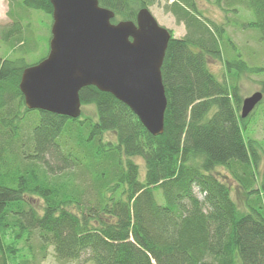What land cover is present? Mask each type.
Listing matches in <instances>:
<instances>
[{
    "label": "trees",
    "instance_id": "1",
    "mask_svg": "<svg viewBox=\"0 0 264 264\" xmlns=\"http://www.w3.org/2000/svg\"><path fill=\"white\" fill-rule=\"evenodd\" d=\"M155 1L99 0L115 12L114 23L136 21L139 9ZM216 1L226 14L245 5L252 17L244 27L258 30L264 43V0ZM8 3L12 22L0 29V41L21 52L0 56V264H32L35 237L42 256L52 245L59 258L87 252L95 264H264V181L256 185L262 152L246 135L247 119L264 103V79L263 98L246 118L240 90L241 76L264 65L251 66L236 51L226 22L205 15L198 0L167 3L186 32L172 35L166 50L165 127L154 135L128 105L95 85L80 97L82 106H95L96 118L28 108L20 81L48 54L53 5ZM32 9L51 16L47 51L34 63L26 57L37 47L27 35ZM210 58L224 63V79ZM109 132L116 142L105 140ZM136 157L145 161L143 178ZM218 167L242 187L249 212L240 211ZM35 196L39 208L30 201Z\"/></svg>",
    "mask_w": 264,
    "mask_h": 264
},
{
    "label": "water",
    "instance_id": "2",
    "mask_svg": "<svg viewBox=\"0 0 264 264\" xmlns=\"http://www.w3.org/2000/svg\"><path fill=\"white\" fill-rule=\"evenodd\" d=\"M50 1L48 54L25 68L20 81L26 106L77 118L80 90L95 85L128 105L152 134H162L168 102L162 65L171 30L147 6L136 21L114 23L115 12L99 0ZM262 98V91L246 97L241 117Z\"/></svg>",
    "mask_w": 264,
    "mask_h": 264
},
{
    "label": "rangeland",
    "instance_id": "3",
    "mask_svg": "<svg viewBox=\"0 0 264 264\" xmlns=\"http://www.w3.org/2000/svg\"><path fill=\"white\" fill-rule=\"evenodd\" d=\"M171 1L173 0H156L152 5L149 6V8L161 25L170 28L174 36L182 37L186 32V26L184 23L178 22L175 16L170 11H168L167 3ZM198 4L204 14L214 19V21L218 23L226 22L227 31L238 47L236 51L241 52L243 58L251 66L264 65V43L259 39L258 30L244 27V23L252 17L250 11L246 9L245 5L237 6L239 8V12L230 11L228 14H226V12L216 0H198ZM222 4L226 7L225 1H223ZM8 11V0H0V29L6 25H10L12 22V19L8 15ZM27 19L28 22H30V27L28 30L29 33L27 35H30L35 41H37V47L35 46V49L32 48L30 53L28 52L29 54H26V57L30 63H34L44 56L47 51V37L51 25V16L42 10L32 9L29 11V17ZM25 23H27V20H25ZM19 52L13 51L10 48L9 42L7 40L0 41V56L15 58L19 55ZM209 65L212 71L220 79H224L226 77V68L221 60L210 58ZM262 79H264V71L255 74L244 73L241 76L240 90L243 100L246 97L252 95L254 92L261 91L260 82ZM82 112L93 116L94 118L97 116L94 105H83ZM250 114L248 116H250ZM246 126L247 137L258 139L261 147L262 163L259 168V180L256 182V185L260 186L261 182L264 181V103L258 106L253 114H251L249 119H247ZM104 138L105 140L114 142L117 140V136L114 132L106 133ZM134 160L140 165V176L143 178L145 175V161L141 157H136ZM217 173L222 177V179L226 180V182L230 184L232 190L231 195L237 203L240 211L249 212L250 208L245 203V192L233 178L232 174L224 167H218ZM196 194L199 198L203 197V194L198 191V189L196 190ZM156 195L159 203H162L164 199L161 191H157ZM30 201L35 207L38 208L41 207L43 203V201L36 196L31 197ZM11 242H13V237L11 238L9 235L7 237V243L9 244ZM32 242L35 246L36 254L39 253L37 260H32V264H95L92 260L88 259L87 252H83L79 258H59L55 254L54 247L52 245H49L45 251L46 255L42 256L40 253L41 250L39 248L38 238L35 237ZM18 246L23 252V242H21ZM24 252L27 253V255L31 254L27 249H24ZM1 255L2 253L0 252V258L2 257ZM30 258H32L31 255Z\"/></svg>",
    "mask_w": 264,
    "mask_h": 264
}]
</instances>
